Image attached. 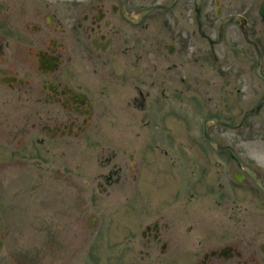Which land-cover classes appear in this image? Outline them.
<instances>
[{
    "label": "flooded vegetation",
    "instance_id": "flooded-vegetation-1",
    "mask_svg": "<svg viewBox=\"0 0 264 264\" xmlns=\"http://www.w3.org/2000/svg\"><path fill=\"white\" fill-rule=\"evenodd\" d=\"M263 5L0 0V228L39 244L21 264L92 241L114 264H264Z\"/></svg>",
    "mask_w": 264,
    "mask_h": 264
},
{
    "label": "rangeland",
    "instance_id": "rangeland-1",
    "mask_svg": "<svg viewBox=\"0 0 264 264\" xmlns=\"http://www.w3.org/2000/svg\"><path fill=\"white\" fill-rule=\"evenodd\" d=\"M207 93V92H204ZM205 116H202L200 114L196 115L197 121L196 123V129L194 130L196 132V139H200L198 141L204 140L203 136V121ZM186 119L190 120V124L194 125V120L192 117ZM192 120V123H191ZM198 122V123H197ZM202 132V133H201ZM201 133V134H200ZM188 140H190V135H188ZM92 150H99L97 146H93ZM93 152L91 153V158H93ZM79 161V160H78ZM75 166H78L77 161H73ZM80 164V163H79ZM82 165V164H80ZM80 172L82 173L81 168H79ZM95 173V172H94ZM59 189H61L59 187ZM98 205L91 208V210H97L100 213L104 214H110V211H105V206L107 207H116L120 204L124 203L126 200L125 198H122L121 202L120 199L115 195H112L110 197H104L102 195L98 196ZM116 202V204H114ZM118 202V203H117ZM5 205L6 206V178L3 182L0 183V206ZM50 214V213H49ZM58 220L61 222L66 223L68 221V217L65 213H59L58 214ZM1 222V220H0ZM3 225V224H2ZM23 233L25 234L23 236ZM74 233L77 235L79 233L78 230H74ZM40 234V233H39ZM93 234V230H91V236ZM41 235V234H40ZM98 235L95 234V237H98ZM61 238L67 239L68 241L71 240V235H67V231L64 230L59 234ZM43 238V236H42ZM39 240H41V236L39 237ZM40 242V241H39ZM35 244H38V238L36 230H21L20 228H15L14 226L11 227V229L6 230V227L0 228V264H21V260L19 258L20 255V249H23L27 247V250H31L33 247H35ZM39 245V244H38ZM65 252L67 250V247H63ZM110 247H105L102 245H95V242L92 241L91 243V249H90V257L85 256L84 260L80 258L79 260L74 261V263L71 264H114V259L109 258V255L111 254V251H109ZM47 253V252H46ZM43 254V255H46ZM49 255L45 256L41 264H58V262H62V260H59L58 262L53 261L54 251L52 249V252H48ZM15 257V258H13ZM7 258V259H6ZM31 260V259H30Z\"/></svg>",
    "mask_w": 264,
    "mask_h": 264
},
{
    "label": "water",
    "instance_id": "water-1",
    "mask_svg": "<svg viewBox=\"0 0 264 264\" xmlns=\"http://www.w3.org/2000/svg\"><path fill=\"white\" fill-rule=\"evenodd\" d=\"M261 13H262V15L264 16V5L262 6V9H261ZM259 69V68H258ZM209 124H210V120H207L206 121V134L209 136V134H208V127H209ZM210 143L211 144H214L215 142L212 140V139H210Z\"/></svg>",
    "mask_w": 264,
    "mask_h": 264
}]
</instances>
